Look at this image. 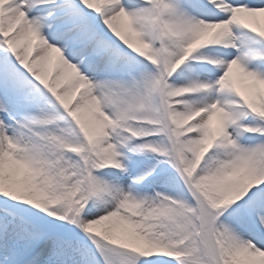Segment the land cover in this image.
Here are the masks:
<instances>
[{
    "label": "snow or ice",
    "instance_id": "6c2138e0",
    "mask_svg": "<svg viewBox=\"0 0 264 264\" xmlns=\"http://www.w3.org/2000/svg\"><path fill=\"white\" fill-rule=\"evenodd\" d=\"M0 264H264V0H0Z\"/></svg>",
    "mask_w": 264,
    "mask_h": 264
}]
</instances>
